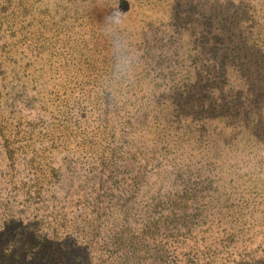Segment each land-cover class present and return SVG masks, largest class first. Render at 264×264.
<instances>
[{"label":"rangeland","instance_id":"374dc122","mask_svg":"<svg viewBox=\"0 0 264 264\" xmlns=\"http://www.w3.org/2000/svg\"><path fill=\"white\" fill-rule=\"evenodd\" d=\"M112 11L122 107L97 103ZM211 256L264 264V0H0V264Z\"/></svg>","mask_w":264,"mask_h":264},{"label":"clouds","instance_id":"9594fccd","mask_svg":"<svg viewBox=\"0 0 264 264\" xmlns=\"http://www.w3.org/2000/svg\"><path fill=\"white\" fill-rule=\"evenodd\" d=\"M125 24V18L112 11L102 26L103 35L110 43L113 64L109 76L101 81L100 87L104 95L115 100L117 105L124 89L136 79L140 64V56L132 46Z\"/></svg>","mask_w":264,"mask_h":264},{"label":"trees","instance_id":"16d2710c","mask_svg":"<svg viewBox=\"0 0 264 264\" xmlns=\"http://www.w3.org/2000/svg\"><path fill=\"white\" fill-rule=\"evenodd\" d=\"M55 71H58V68H56ZM101 92L103 93V95L98 97L97 103L101 102L102 104H106V103H109L110 101L112 102L115 101L113 99L106 97L104 95L102 88H101ZM49 95H50L49 97L51 98L52 106H53V103H55L56 101V99L52 97V95L56 96L57 101H59V104H57V107H59L62 110L65 118L66 117L68 119L70 118V120L74 119V123L80 122L82 120V118H78L75 114L76 106H79V103H78L79 99H77L76 96H74V90H70L67 87V85H62L61 87L55 86L53 91L49 92ZM129 101L130 100L127 99V95H123L118 105L122 107V105L120 104H128ZM116 106H117V103H116ZM211 258H212V261L210 262L203 260L204 261L203 264H214L216 260L213 259V256H211ZM219 264H226V261L222 259Z\"/></svg>","mask_w":264,"mask_h":264}]
</instances>
